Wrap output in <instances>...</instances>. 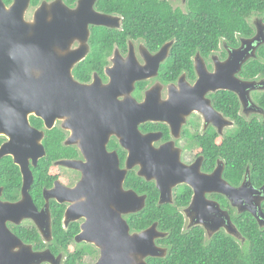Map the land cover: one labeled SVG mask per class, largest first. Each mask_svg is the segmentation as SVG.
<instances>
[{
	"label": "flooded vegetation",
	"instance_id": "1",
	"mask_svg": "<svg viewBox=\"0 0 264 264\" xmlns=\"http://www.w3.org/2000/svg\"><path fill=\"white\" fill-rule=\"evenodd\" d=\"M162 1L182 9L170 0ZM13 2L5 5L11 7ZM43 8L47 16H52L50 18L63 16L61 10L72 16L68 22H63L70 34L84 29L86 38L73 37L65 47L56 46L54 49L61 58L69 55L79 58L70 73L74 83L89 88L96 86L100 91L90 95L96 101L88 110L92 112L94 109V113L99 111L109 118L127 115L135 128L133 125L122 131L111 128L108 132L92 129L86 125L81 113L76 118L74 115L58 116L48 129L44 119L30 115V126L44 134L39 144L45 149V156L37 167L32 161L29 163L34 177L30 195L39 214L48 207L50 234L44 235L33 219H23L19 223L8 221L11 233L24 245L31 246L35 253L50 252L56 259L54 264H65L68 257L76 258L75 264H100L104 251L108 249L106 235L113 237V231L117 232L116 228L125 225L128 264H180V259L173 255L177 241L175 237L170 239L173 232L181 237L194 238L202 247L227 236L243 250L248 249L249 241L241 233L238 221H246L252 216L264 229V222L261 225L259 221H264V185L256 187L252 184L249 168L241 183L233 184L225 176L226 162L217 158L215 151L218 139L234 133L241 121L249 125L264 124V12L249 17L252 33L249 36L237 34L236 45L223 43L208 57L198 53L193 58L195 78L184 72L176 81H170L165 67L173 42L153 51L144 40L125 36V16L110 12L106 0H30L25 20L32 23ZM170 44L167 57L155 73V58ZM238 53L244 59L235 77L239 84L247 87L244 91L231 89L227 92L239 104L237 118L240 120L227 118L215 108L212 95L217 92L205 96L228 123L219 128L213 119L207 120L195 108L199 105L198 97L192 92L199 80L197 67L202 63L208 74H214L217 63L231 61ZM251 64L253 66L249 67ZM144 68H147L146 72L141 71ZM137 70L148 77L138 80L133 74ZM244 72L257 73L246 78L242 76ZM113 76L116 86L111 88ZM149 100L152 104L142 108L141 105ZM140 117L146 121L139 124ZM103 122L111 125L108 120ZM49 132L58 137L62 135V141L52 138V142L55 145L61 142L71 154L52 161L44 172L36 173L35 170L48 157L47 145H52L49 139L47 141ZM139 137L144 141L140 142ZM0 138L3 140L1 149L9 138ZM139 156L149 163L150 173H144ZM9 158L19 169L21 186L17 197L10 192L7 197L5 188L0 186V202L18 204L23 200V175L13 157H4L0 163ZM155 161L161 162V172L157 174L152 172L156 168ZM64 162L74 164L68 167L63 165ZM219 169H223L221 179L216 174ZM40 173L44 175L43 179ZM159 179L165 191L158 187ZM81 184L82 189H79ZM224 185L232 191L246 186L244 196L235 202L234 194L231 198L221 191ZM57 210L63 212L59 225L68 233L65 241L72 239L69 250L65 252L56 245L57 254L48 247L37 251L34 244L24 239L35 233L46 246L54 244ZM98 218L101 221L98 222ZM97 222L98 227L109 228L103 238L99 235L100 247L90 238L91 230L97 232ZM91 226L93 229L90 230ZM84 234L85 238H81ZM147 234V238L138 240ZM150 239L161 257L146 256Z\"/></svg>",
	"mask_w": 264,
	"mask_h": 264
},
{
	"label": "water",
	"instance_id": "2",
	"mask_svg": "<svg viewBox=\"0 0 264 264\" xmlns=\"http://www.w3.org/2000/svg\"><path fill=\"white\" fill-rule=\"evenodd\" d=\"M29 3L30 0H14L12 6L7 7L3 0H0V136L9 138V142L0 149V161L7 156L13 157L14 163L21 169L24 183L23 200L20 203L4 204L0 202V264H54L56 261L48 251L33 252L31 246L24 245L7 227L8 221L19 223L23 219H33L44 235L50 234L48 207L39 214L30 195L34 177L29 163L32 161L33 166L37 167L39 160L45 156V149L39 144L44 134L30 126L29 116L35 114L44 119L48 129L52 127L54 119L58 116L73 117L74 115L76 118L81 113L86 125L92 129L98 128L108 132L111 128L121 131L128 126L131 129L132 125L135 128L134 123H131L130 117L127 115L122 114V116L117 115L109 118L99 111L94 113V109L92 112L88 110L96 101L90 95L97 91V87H82L73 82L70 73L72 66L79 60L77 56L69 55L61 58L56 54L54 48L56 46L65 47L71 38L76 36L86 38L84 29L70 34L63 22H68L72 16L67 15L65 10L60 11L63 16L50 18L52 16H47V11L43 8L36 14L32 23L26 22L24 15ZM95 17L100 21L98 16ZM171 46L172 44L167 45L155 58V73H157L161 62L167 57ZM243 59L239 53L234 54L231 61L217 63L214 74H208L202 63L198 64L199 80L192 91L199 101L198 107L195 106V108L199 109L207 120L213 119L219 128L228 123L212 108L211 102L206 100L205 96L208 93L231 89L244 91L247 86L239 84L235 77L241 69ZM141 71L146 72L147 68L141 69ZM141 71L133 72L138 80L148 77L144 76ZM113 80L114 84L111 88L116 86L114 76ZM116 80L120 84L117 75ZM148 103L152 104L149 100L141 107L146 109ZM99 120L102 123H99ZM104 120L110 121L111 125H106ZM145 121V118L140 117L139 124ZM139 141L142 142L144 139L139 137ZM138 158L144 173H150L149 163L140 156ZM155 162L156 168L152 172L157 174L161 172L159 170L161 162ZM73 164L71 162L63 163L68 167ZM222 173L223 169L216 172L220 179ZM215 181H218L217 178ZM82 184L79 189H82ZM158 187L165 191L160 179ZM229 188L225 186L221 191L231 198L234 194L235 202H237V198L244 196L246 186L243 185L234 191ZM100 218H98V222L101 221ZM114 219H116L115 216ZM259 221L261 225L264 222ZM98 222L96 223L98 228L96 234L91 230L93 229L91 226L92 236L90 238L95 240L100 247L99 235L103 238L109 228L100 224L98 227ZM126 230L127 226L125 225L116 228L117 232L113 231L116 241L110 234L106 235L108 249L104 251V257L100 264L130 263L124 242L127 238ZM85 235L80 237L85 238ZM147 236L148 234L141 236L138 240L145 239ZM149 243L150 247L145 252L146 256L161 257L162 255L158 254L151 239Z\"/></svg>",
	"mask_w": 264,
	"mask_h": 264
},
{
	"label": "trees",
	"instance_id": "3",
	"mask_svg": "<svg viewBox=\"0 0 264 264\" xmlns=\"http://www.w3.org/2000/svg\"><path fill=\"white\" fill-rule=\"evenodd\" d=\"M3 2L9 5L12 0ZM106 4L110 12L125 16V36L144 40L153 51L173 42L165 67L170 81H176L184 72L195 78L193 58L198 53L208 57L217 52L223 43L236 45L237 34L249 36L252 33L249 17L264 12V0H188L185 11L162 0H106ZM257 72H244L242 76L253 77ZM212 99L215 108L225 117L240 120L237 118L239 104L229 92H217L212 95ZM54 135V132H49L47 141L49 139L51 143L52 138L63 140L62 135ZM218 140L215 155L226 162L225 176L229 181L239 185L249 168L252 184L256 187L264 185V124L249 125L241 121L234 133ZM2 143L0 138V146ZM60 143L47 145L48 157L35 170L36 173L44 172L52 161L70 156L71 151ZM0 186L5 188L7 197L8 192L13 197L19 195L21 174L10 158L0 163ZM56 212L54 244L46 246L35 233L28 234L24 239L34 244L37 251L48 247L57 254L56 245L65 252L69 250L72 239L65 241L68 233L59 225L63 212ZM238 226L249 241L248 249L243 250L233 238L227 236L216 239L210 246L202 247L194 238L181 237L173 232L170 239L175 237L179 241L175 242L173 255L180 259V264H264V229L252 216L246 221L239 220ZM75 262L76 258L68 257L65 264Z\"/></svg>",
	"mask_w": 264,
	"mask_h": 264
},
{
	"label": "rangeland",
	"instance_id": "4",
	"mask_svg": "<svg viewBox=\"0 0 264 264\" xmlns=\"http://www.w3.org/2000/svg\"><path fill=\"white\" fill-rule=\"evenodd\" d=\"M172 3H174L175 6H179L182 8V10H186V0H170ZM25 18V17H24ZM26 21V20H25ZM27 22V21H26ZM242 241V240H241Z\"/></svg>",
	"mask_w": 264,
	"mask_h": 264
}]
</instances>
